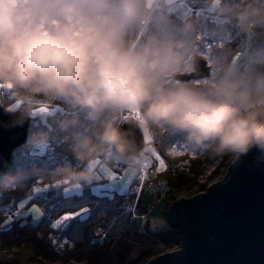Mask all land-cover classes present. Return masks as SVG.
Returning a JSON list of instances; mask_svg holds the SVG:
<instances>
[{
    "label": "clouds",
    "instance_id": "obj_1",
    "mask_svg": "<svg viewBox=\"0 0 264 264\" xmlns=\"http://www.w3.org/2000/svg\"><path fill=\"white\" fill-rule=\"evenodd\" d=\"M152 7L151 0H0V85L20 102L19 116L30 115L40 97H59L76 109L54 121L70 133L73 155L85 166L60 164L56 177L86 182L98 163L133 164L138 150L119 123L132 109L146 127L180 133L198 152L264 154V46L242 62L221 52L208 78L180 80L194 23L169 29L157 15L160 31L133 44ZM226 11L243 31L264 30V0ZM23 175L0 174V189Z\"/></svg>",
    "mask_w": 264,
    "mask_h": 264
},
{
    "label": "trees",
    "instance_id": "obj_2",
    "mask_svg": "<svg viewBox=\"0 0 264 264\" xmlns=\"http://www.w3.org/2000/svg\"><path fill=\"white\" fill-rule=\"evenodd\" d=\"M187 1L200 5L212 0ZM217 2L222 7L223 14L228 16L231 22L214 25L209 20L183 14L179 9L171 14L153 13L143 26L139 24L136 27L132 43H139L149 34L159 32L161 24L156 16L163 15L169 29H174L184 20L194 23L196 39L192 52L204 54L211 66L212 61L221 52H226L231 56L236 52H242L246 32L239 27L237 19L230 16L226 9L242 4L243 0H217ZM256 42L264 45V42L259 40ZM251 45L253 46V43ZM246 57L247 54H243L237 62H242ZM201 80L190 82L199 83ZM13 100L15 99L3 97L1 104L6 106ZM42 103L59 104L64 112H51L52 115L47 113L45 121L38 114L31 112L25 142L11 151L7 167L0 172V174L9 175L24 173L20 179L0 189V208L5 206L11 209L20 208L19 203L28 200L26 207L34 203L39 208L41 216L37 221H33L29 213L20 212L18 217L5 222L4 216L0 215V247H9L12 244L19 248L26 246L33 255L58 257L63 260L76 257L84 259V264H114L113 262L126 264L127 258L131 255L133 257L129 264L144 263L153 254L152 247L145 244L146 236L161 238L159 237L161 233L145 232L136 225L134 211L143 212L144 210L136 191L137 182L134 181L132 187L125 192L109 190L106 193L96 194L90 190L89 184H84L80 193L63 195L61 186L66 180L56 177L54 169L64 163H70L76 170L85 165L73 155L70 133L57 129L54 117L76 114V109L68 102L54 96L38 98L35 106ZM138 114L140 116L139 111ZM146 128L150 139L144 142V146L148 144L150 150L163 159L165 168L181 166L183 168L180 172L190 175L217 155L210 149L198 152L180 133ZM39 132L47 133V138L37 139L36 134ZM38 143L45 145V153L37 151ZM180 147L192 150L197 156L202 155V159L191 158L188 153L181 159H173L172 150ZM176 174L173 173L171 177L178 186L182 179L179 173ZM57 181L60 185L55 186ZM36 186L39 187L37 192L34 191ZM175 197L172 194L168 197L165 210ZM64 213H69L70 216L65 218L56 229H53L51 223ZM38 234H40L39 237ZM60 238H65L70 243L67 242L57 249L55 240ZM0 264H10V262L4 261Z\"/></svg>",
    "mask_w": 264,
    "mask_h": 264
},
{
    "label": "water",
    "instance_id": "obj_3",
    "mask_svg": "<svg viewBox=\"0 0 264 264\" xmlns=\"http://www.w3.org/2000/svg\"><path fill=\"white\" fill-rule=\"evenodd\" d=\"M190 61L192 69L180 72L178 79L210 75L211 65L202 56L191 53ZM28 122L29 115L20 117L0 106V172L11 151L24 143ZM120 126L139 152L144 145L139 126L135 122ZM166 220L179 231L180 245L145 264H264V154L253 149L234 157L226 173L203 192L172 200Z\"/></svg>",
    "mask_w": 264,
    "mask_h": 264
},
{
    "label": "rangeland",
    "instance_id": "obj_4",
    "mask_svg": "<svg viewBox=\"0 0 264 264\" xmlns=\"http://www.w3.org/2000/svg\"><path fill=\"white\" fill-rule=\"evenodd\" d=\"M216 3L217 0L211 1L212 5H215ZM246 33H245L246 39H245L244 50L242 52H236L232 55L233 62H237V60L240 59L243 56V54L248 55L250 51H254L257 48L264 46L256 42L258 40L260 42H264V30L255 29L252 32H246ZM251 43H253V46L251 45ZM202 56L205 59H207V57L204 54ZM187 64L188 67L185 71H190L192 68L191 67L192 64L191 62H188ZM211 72L212 70L210 71V75ZM205 78H201V79H205ZM201 79H197V80H201ZM197 80L190 79L188 81H197ZM19 103L20 102L18 100H14L11 103L7 104L6 106L8 107L9 110L17 111L16 108L17 105H19ZM54 110L55 107L53 105L42 103L34 106L32 112L38 114L40 118L43 121H45L46 114L54 112ZM137 116H138V110L135 109L129 110L121 115L119 123L121 125L126 122H133V119L136 120ZM125 117H127V119H125ZM137 123L142 131L144 142H147L150 139L147 128L145 127L142 120L138 119ZM185 148L186 147H182L172 150L173 159L174 158L181 159L185 153L193 152L192 150ZM37 151L41 153H45V145L43 143H38ZM152 156L156 157V159H154V162H152L153 160ZM157 156L158 155H156L152 150H150V146L147 144L138 152L136 161L131 165L125 166V171L122 174H119V169L116 168L117 159H115L111 162L113 163V166L110 163L109 164L98 163L95 166V170L93 171L90 180L86 181L87 183L83 181L79 183H69L66 181L61 186V192L63 195L80 193L84 184H89L90 190L96 194L106 193L109 190H114L117 192H125L132 187L135 179L137 178V175L141 174L143 178L139 179L138 183H136V191L140 196V200L142 205L144 206V210L143 212H138L137 210L134 211V214L136 216L135 217L136 225L138 228H140L142 231L145 232L150 231V232L161 233V235H159V237L161 238L152 237L150 235L146 236L145 244L151 246L153 249V254L150 256L149 259L151 258L155 259L163 253L177 250L179 246L178 243L179 235L177 234V232L164 230L163 227L164 223L167 224V221L166 219H164V217L166 216L165 205L168 197L171 194L176 196L174 200L179 197H190L196 193L203 192V188H204V186L202 188L197 187L193 181L192 176L190 177L189 174L185 175L183 174L184 172H180L182 171L181 168L183 167L177 166L176 168H171V167L165 168V165L162 161L163 159H161L160 156L159 157ZM229 160H230V155H228L226 158H223V160L221 161L222 164L221 169H224L226 166H228L227 163L229 162ZM99 165L100 167L99 169H97V166ZM186 170L190 171L189 169ZM173 173H177V174L179 173V176H181L182 180L180 184H178V186L175 185V182L171 177ZM210 179H213L211 175L208 177L209 181ZM206 182L207 181L202 182L203 185ZM198 184H201V179L200 181H198ZM37 190H39V187H37L34 191L37 192ZM27 203L28 200H24L19 203V207L21 208V213L22 212L24 214L29 213L31 215L32 220L37 221L41 216L39 208L34 203L29 204L26 207ZM15 247L18 248L17 245H15ZM132 257L133 256L131 255L130 257L127 258L126 264H129V261ZM4 261H9L10 264H37L35 262L33 253L26 246H21L17 253L10 252L6 254L0 252V262H4ZM113 263L117 264L115 262Z\"/></svg>",
    "mask_w": 264,
    "mask_h": 264
},
{
    "label": "built area",
    "instance_id": "obj_5",
    "mask_svg": "<svg viewBox=\"0 0 264 264\" xmlns=\"http://www.w3.org/2000/svg\"><path fill=\"white\" fill-rule=\"evenodd\" d=\"M213 20L217 21L216 16H213ZM220 159V157H219ZM213 165H208L201 173H199V175L197 176V182L200 181L201 179V184H203L202 182H205V185H209L210 183L214 182L215 180L220 179L225 173H226V167L224 169H221L218 176L213 179V180H208V174L211 171V169L213 168ZM116 168L119 170H122V163L121 162H116ZM200 178V179H199ZM209 181V182H208ZM209 183V184H208ZM199 184H197L196 186H198ZM41 264H83V261L80 260H76V259H70L66 262H61L58 260H50V259H42Z\"/></svg>",
    "mask_w": 264,
    "mask_h": 264
},
{
    "label": "bare ground",
    "instance_id": "obj_6",
    "mask_svg": "<svg viewBox=\"0 0 264 264\" xmlns=\"http://www.w3.org/2000/svg\"><path fill=\"white\" fill-rule=\"evenodd\" d=\"M0 252H3V253H6L7 254V253H10V252H14V251H12L9 247H5V246L3 247L2 246V247H0ZM149 258L146 261H149L150 260Z\"/></svg>",
    "mask_w": 264,
    "mask_h": 264
},
{
    "label": "crops",
    "instance_id": "obj_7",
    "mask_svg": "<svg viewBox=\"0 0 264 264\" xmlns=\"http://www.w3.org/2000/svg\"><path fill=\"white\" fill-rule=\"evenodd\" d=\"M99 167H100V165H99V166H97V169H99ZM124 171H125V170H124ZM164 221H165V220H164ZM163 227H164V230H168V226H167V224H166V223H164Z\"/></svg>",
    "mask_w": 264,
    "mask_h": 264
},
{
    "label": "snow or ice",
    "instance_id": "obj_8",
    "mask_svg": "<svg viewBox=\"0 0 264 264\" xmlns=\"http://www.w3.org/2000/svg\"><path fill=\"white\" fill-rule=\"evenodd\" d=\"M0 87H5L4 85H0ZM125 119H127V117H125ZM255 149V148H253ZM253 149H251L248 153H250ZM141 178H143V176H141Z\"/></svg>",
    "mask_w": 264,
    "mask_h": 264
}]
</instances>
